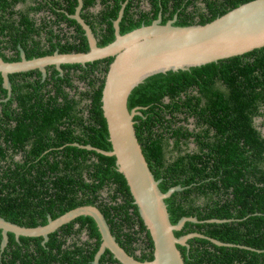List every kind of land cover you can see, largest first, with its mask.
Here are the masks:
<instances>
[{
  "label": "trees",
  "instance_id": "obj_1",
  "mask_svg": "<svg viewBox=\"0 0 264 264\" xmlns=\"http://www.w3.org/2000/svg\"><path fill=\"white\" fill-rule=\"evenodd\" d=\"M123 1L81 0L79 16L90 28L97 47L113 40L111 22L116 19ZM158 1L163 5L168 0L152 3ZM248 1L251 0H223L219 9L197 13L196 22L190 14L180 11L174 25L204 24ZM76 5V0H0V59L18 61V47L26 60L48 56L54 51L87 52L83 31L68 18ZM96 6L97 12L91 11ZM158 11L140 13L125 5L118 23L119 34L141 24L148 25ZM160 12L163 24L175 13V7ZM111 60L105 58L84 66L61 65L62 77L50 67L44 82L39 81L37 71L9 74L11 97L6 101H3L6 91L0 77V218L22 227L44 225L43 214L37 221L32 216L33 210L27 209L28 198L38 199L44 187V195L55 197L60 205L54 211L49 206L55 201H47L51 219L79 206H95L118 246L137 261H149L151 240L122 175L114 168V158L70 145L77 143L110 151L100 97ZM71 70L79 71L78 80L86 83L85 91L76 93L77 99L64 90L74 89L69 78ZM216 81L224 86L223 92L212 90L211 84ZM253 84L264 85V47L188 71L152 75L134 87L127 97L128 111L141 108L140 115L132 118L134 135L153 179L160 180L159 191L164 193L176 185L183 188L164 199L169 223L174 225L181 217H194L198 221L185 222L179 231L173 232L174 237L197 233L253 249L216 246L208 239L194 237L186 241L187 247L176 246L184 264H264V137L250 127L249 119L259 115L258 107H264V103H251ZM192 87L206 99L194 115L208 120L216 129L214 120L231 128L221 130V135L213 139L193 136L196 150L182 153L179 145H185L190 134L172 125L176 116L185 114L190 105L183 96ZM255 91L254 98L258 100L260 95ZM191 106L195 110L199 108L195 104ZM260 115L264 116V112ZM70 125L80 128L78 135L73 134ZM29 138L33 142L30 152L14 161L10 147L23 151ZM169 140L172 145L168 149ZM45 149L46 153H39ZM26 164L30 168L39 167L33 170L30 179L23 169ZM103 188L106 196L100 198ZM75 220L94 239L93 248L85 251L77 248V263L90 264L100 243L99 234L89 217L80 216ZM7 236V243L13 244V236ZM53 237L54 234L49 235L48 243L55 242ZM39 240L40 237H19L20 242L38 243ZM40 252L24 259H32L34 264L42 261L49 264L48 261L56 259L51 252L47 258L39 255ZM13 259L10 262L0 259V264H12ZM101 262L119 264L107 250L99 257L98 263Z\"/></svg>",
  "mask_w": 264,
  "mask_h": 264
},
{
  "label": "water",
  "instance_id": "obj_2",
  "mask_svg": "<svg viewBox=\"0 0 264 264\" xmlns=\"http://www.w3.org/2000/svg\"><path fill=\"white\" fill-rule=\"evenodd\" d=\"M76 3L74 13L68 18L74 20L83 31L87 52L60 54L54 51L48 56L26 60L22 50L18 48V61L3 62L0 59L1 86L6 91L3 101L10 95L9 74L38 70L44 77V69L49 65H53L61 73L59 66L63 64L84 65L112 58L104 75L100 97V109L110 151L89 145L78 147L114 158V168L122 175L132 204L151 240L152 258L140 262L127 255L110 234L102 214L90 205L73 208L53 220L48 219L42 227H20L0 218V243L3 245L7 242L6 233H11L16 238L41 237L45 241L48 233L76 217L83 216L92 219L99 234L100 243L92 264H97L104 250L119 264H184L176 246L187 247L186 241L194 237L208 239L216 246L253 250L222 243L197 233L174 237L173 232L179 231L185 222L198 221L194 217H181L174 225L169 223L164 199L183 188L176 185L164 193L159 191L160 180L153 179L134 135L132 118L140 115L137 110L141 108L135 107L128 111L126 101L131 90L152 75L188 71L190 68L216 63L264 47V0L245 2L204 24L175 26V16L161 24L158 16L148 25L141 24L138 28L120 35L118 23L125 7V3H122L116 19L111 22L113 40L102 47H97L90 28L79 16L81 0H76ZM74 146L77 147L76 144Z\"/></svg>",
  "mask_w": 264,
  "mask_h": 264
},
{
  "label": "flooded vegetation",
  "instance_id": "obj_3",
  "mask_svg": "<svg viewBox=\"0 0 264 264\" xmlns=\"http://www.w3.org/2000/svg\"><path fill=\"white\" fill-rule=\"evenodd\" d=\"M222 1L223 0H168L165 4L161 5L160 1H158L156 4H153L152 3L153 0H124L122 3H125V5L128 4L132 11H138L140 13H150V12L157 9L159 11H158V13L154 19H156L159 16L160 21L162 19V15L160 12L162 9L167 10V11H171L175 7V13L168 20H171L175 16V21H176L177 13H179L180 11H183L187 14H190L192 16L193 21L196 22L199 20V18L196 15L197 13L205 14L210 9H219L221 7ZM174 2H177L175 4V6H174ZM97 10H98V6H96L95 9H91V11H93V12H97ZM164 15L166 16L167 14H164ZM168 20H166V21H168ZM8 55H10L9 52H8ZM18 55H19V52H18ZM60 66H59V68H60ZM50 67H52L54 70H56L53 65L46 66L44 69V77L41 76V74L38 70H30V71H37L39 73V76H40L39 81L44 82L47 79V77L51 71V70H47V68H50ZM30 71L18 72V73H26V72H30ZM18 73H12V74H18ZM57 73H58V71H57ZM62 74L63 73L61 70V73H58V76L62 77ZM78 75H79V71L71 70L69 73V78H70V82H71L72 86L74 87V89L73 88H70V89L65 88L64 89L66 92H68V94L70 96H73L74 99H77L76 93L80 92V91H85V87H86V83L83 80H80V81L78 80ZM33 78H35V77L33 76ZM211 88H212V90H214V91L216 90L217 92H223V90H224V86L219 81H216L213 84H211ZM254 90H256L255 92H257L260 95V99L255 100L254 94H253ZM251 91H252L251 103H264V85L263 86H261V85L255 86L253 84V85H251ZM10 97H11V87H10V95L8 98L10 99ZM183 97L187 98L185 103H190V105L186 108L185 114H178L176 116V118L174 120V125H172V128H174V129L180 128L182 130H186L187 135L190 134L186 138L185 145H183L182 143H180V145H179L180 150H182L181 151L182 153L191 152V151L196 150V146L193 143V139H194L193 136L198 135L200 137H204L205 139H213L215 136L219 137L221 135V130H223L225 128H231L229 125L226 127V125H224L222 123L218 124V122H216L214 120L213 122L217 126V129H218L217 130L214 126L209 125L208 120L204 121L203 119H200L199 117H196L194 115L200 110V108L204 105V103H206V99L204 98V96H202L201 94L198 93V90L196 87H192V88L187 89V91ZM196 98H199V100H195ZM166 101L167 100H165V102ZM249 103H250V101H249ZM81 104H83V103H81ZM191 104H195L199 108L197 110H195L191 106ZM12 106H14V104H12ZM258 108H259L258 109L259 115H252L249 117L250 127L253 130L259 132V134L262 137H264V116L260 115L264 112V107L260 106ZM137 112H139V110H137ZM134 116H136V115H134ZM217 119H218V117H217ZM12 125H13V123H12ZM65 125L66 124H64V126ZM69 127L71 129H73L72 132L74 135H78V133L80 131L79 127H75L74 125H70ZM232 127H233V125H232ZM43 144L44 143H40V145H43ZM75 144L77 145V148H79L78 146H86V145H78L77 143H72L70 145L74 146ZM32 145H33V142L29 138L27 140V143L24 144V146H23V151H18L16 149L11 150L12 147H10L11 151L9 150V152H10V154H13L12 159L14 161H17V160H19L21 154H28L31 150ZM168 145H169V147H168V149H169L170 146L172 145V140L168 141ZM33 150L36 151L37 148L35 147V148H33ZM46 152H47L46 149L43 151L42 150L39 151V153H41V154H44ZM38 168L39 167L36 165L32 166V168H30L29 164L23 165V169L25 170V172L26 171L28 172V173L26 172L27 173L26 177L28 179H30V175L33 174V170H37ZM41 168L44 169V167H41ZM82 176H84V174ZM105 196H106V188H103L99 192V197L102 198ZM48 200H54L56 202L55 197H48V196L44 195V187L41 188V195H40V197H38V199L35 197L34 198L29 197L27 200V202H28L27 209L33 210V213H34L32 215L33 218H35V219H37V221H39V220H41L40 215L43 214V216L45 218V224L47 223L48 219H51L49 214L47 213V208H48L47 201ZM55 202L49 206L54 211H56V209H58L60 207V205L57 202L56 203ZM76 218H78V217H76ZM76 218L70 220L69 222L63 224L62 226L58 227L54 231L48 233L45 241L40 237V240L38 243H34L32 241L20 242L19 237L16 238L11 233H6V236H7V234H11L13 236L14 243L8 244L6 242L3 245L0 243V259H5L7 262H10L9 259L12 260L13 255H14L15 258L13 259L12 264H34L35 263L34 260L31 259L30 261H28L26 258L24 259V257L25 256L35 257V256H37V252L41 251L39 255H42L43 257L47 258L49 255V252H51L52 255L55 256L56 259L52 260V261L51 260L48 261L49 264H78L77 263V257L78 256L76 253L77 248L82 247L84 251L93 248L94 239L89 238L88 230L86 228H84L83 225L81 226L80 221L75 220ZM51 220H53V219H51ZM44 225H38L36 227H42ZM68 226H70V227L68 228ZM20 227H22V226H20ZM61 227H62V229H60ZM26 228H35V227H26ZM53 234H54L53 240H55V242L54 243H48L50 240L49 235H53ZM33 238H37V237H33ZM7 240H8V236H7ZM0 241H1V231H0ZM98 247H99V245H98ZM97 250H98V248H97ZM135 251H137V250H135ZM103 253H104V251H103ZM69 260H71L70 263L68 262ZM92 262H93V259L89 263L92 264ZM98 262H99V259L97 260V264H99ZM42 263L46 264V261L40 262V264H42ZM101 264H111V263L110 262H101Z\"/></svg>",
  "mask_w": 264,
  "mask_h": 264
},
{
  "label": "rangeland",
  "instance_id": "obj_4",
  "mask_svg": "<svg viewBox=\"0 0 264 264\" xmlns=\"http://www.w3.org/2000/svg\"><path fill=\"white\" fill-rule=\"evenodd\" d=\"M94 11V10H93Z\"/></svg>",
  "mask_w": 264,
  "mask_h": 264
}]
</instances>
